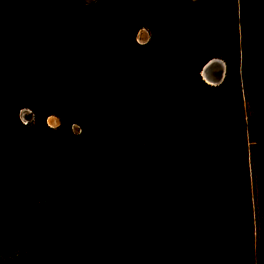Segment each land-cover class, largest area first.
I'll return each instance as SVG.
<instances>
[{"label": "trees", "instance_id": "16d2710c", "mask_svg": "<svg viewBox=\"0 0 264 264\" xmlns=\"http://www.w3.org/2000/svg\"><path fill=\"white\" fill-rule=\"evenodd\" d=\"M57 1L69 12L62 21L49 0L0 13V45L24 41L0 56L13 73L0 76V245L37 221L41 264H101L100 211L116 203L139 145L152 218L127 234L143 248L131 264L145 254L155 264H264V0ZM213 59L227 65L216 87L200 76ZM23 109L35 112L34 127L20 122Z\"/></svg>", "mask_w": 264, "mask_h": 264}, {"label": "rangeland", "instance_id": "374dc122", "mask_svg": "<svg viewBox=\"0 0 264 264\" xmlns=\"http://www.w3.org/2000/svg\"><path fill=\"white\" fill-rule=\"evenodd\" d=\"M97 0H82L85 5L91 6L95 4ZM29 8V5L25 0H0V13L7 12H19V10L24 11ZM47 8L55 14L60 15L62 21V15L69 13L65 6L62 5L60 1L49 0ZM5 10V11H4ZM65 17V16H64ZM9 21V20H8ZM14 24L18 26L15 22L16 18H11ZM151 41V33L148 29H142L137 35V42L141 45H146ZM22 40L17 42L13 41L7 45H0V56L5 58V53L9 52L15 45H20ZM20 43V44H18ZM30 48V52H32ZM222 60V59H221ZM1 61V58H0ZM224 61V60H223ZM225 62V61H224ZM12 71L3 72L0 69V76L9 77L12 75ZM4 90L5 87H2ZM5 92V91H3ZM243 93L245 97V107L246 115L249 125H252L253 110L249 101L248 86L243 76ZM5 99V98H4ZM5 101V105H8V101ZM7 107L3 106L2 110H6ZM52 118L50 124L49 120ZM47 120V127L52 131L57 130L61 121L58 117L52 116ZM19 120L22 125L28 123V127H34L36 125V115L31 109H23L19 112ZM72 132L75 136H80L82 134L81 126L75 124L72 126ZM48 138H52L53 134L50 132H43ZM249 139L251 141V188L253 194L254 203V215L257 234L261 230V219H260V180L255 170L254 162V135L252 129L249 132ZM139 145H137L138 147ZM135 145L131 147V157L129 161L130 165L125 168L123 172V177L118 185L116 194V203H112L108 207H104L100 211V223L102 234L95 243V251L101 260V264H131L132 258H138L143 251L140 246L141 240L135 238L133 243L129 241L127 234H130L132 239V230L136 232H141L146 228H150L152 211H151V190L148 186V180L145 177L143 171L149 165V155L138 152ZM149 173V168L146 169V174ZM31 204V203H30ZM33 227H36L38 232L40 228L38 227L37 221L30 224L29 228H23L20 231V237L18 240H8L0 245V258L4 263L9 261L20 259L24 264H41L40 257L42 252L40 250L39 242L35 236V231ZM42 236V235H41ZM40 236V244H41ZM139 241V242H138ZM131 244V245H130ZM143 262L145 264H155L153 258L150 256L146 257L144 255Z\"/></svg>", "mask_w": 264, "mask_h": 264}, {"label": "water", "instance_id": "95a60500", "mask_svg": "<svg viewBox=\"0 0 264 264\" xmlns=\"http://www.w3.org/2000/svg\"><path fill=\"white\" fill-rule=\"evenodd\" d=\"M227 65L221 59H213L202 68L200 76L209 86H220L226 79Z\"/></svg>", "mask_w": 264, "mask_h": 264}, {"label": "bare ground", "instance_id": "6f19581e", "mask_svg": "<svg viewBox=\"0 0 264 264\" xmlns=\"http://www.w3.org/2000/svg\"><path fill=\"white\" fill-rule=\"evenodd\" d=\"M49 119H50V118H49ZM51 121H52V118L49 120V123H50V124H52Z\"/></svg>", "mask_w": 264, "mask_h": 264}, {"label": "built area", "instance_id": "2783aa9c", "mask_svg": "<svg viewBox=\"0 0 264 264\" xmlns=\"http://www.w3.org/2000/svg\"><path fill=\"white\" fill-rule=\"evenodd\" d=\"M25 124V126H27L28 125V123H24Z\"/></svg>", "mask_w": 264, "mask_h": 264}]
</instances>
